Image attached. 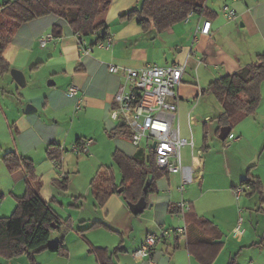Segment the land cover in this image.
<instances>
[{"label":"crops","instance_id":"obj_1","mask_svg":"<svg viewBox=\"0 0 264 264\" xmlns=\"http://www.w3.org/2000/svg\"><path fill=\"white\" fill-rule=\"evenodd\" d=\"M219 1L206 0L210 12H192L170 29L157 32L152 27L141 25L137 17H121L139 0H113L107 14L113 45L106 49L94 44L89 54L82 53L80 35L77 37L67 21L56 15L38 17L18 27L4 49L3 58L11 68L25 73V86L31 85L35 89H30L32 93L26 96L21 91L24 86L18 85L10 70L0 74V91H3L0 99V141L13 143V151L20 162V167L12 171L2 157L12 181L10 186L0 190V216L11 215L18 197L24 195L28 188L36 189V181H39L40 195L62 222L52 242L62 241L66 253L43 249L33 255L24 253L13 258L0 254V264H100L98 247L107 248L115 264H151L150 258L155 264H171L172 261V264H204L190 253L187 235L175 231V228L186 225L187 217L193 218L195 214L211 219L220 230L215 241L222 244L212 264H227L233 256L239 264H264V247L253 244L264 236V80L256 112L231 130L238 136L235 140L219 138L222 143L214 142L211 148V143L208 145L209 122L215 123L217 138L222 126L215 118L209 122L202 121L194 114L199 98L207 92L213 80L254 62L257 55L264 52V0H222L220 10H216L215 5ZM224 5L235 9L234 19L226 17ZM206 19L212 21L209 34L199 30ZM56 24L61 25L60 35L54 33ZM49 33L54 34L53 39L42 46L40 38ZM96 37L95 34L84 39L92 45ZM168 47L173 50L164 51L161 66L186 62L179 86L181 134L190 137L191 116V121L201 127L197 149H203V152L201 158H193L191 148L185 146L183 151L185 148L187 151L183 152V162L192 164L201 179L181 190L180 173H163L156 179L157 190L148 196L147 202L151 207L146 209L149 211L144 213L145 209L140 216L132 213L123 196L117 193L100 205L91 190V180L97 170L93 174L90 170L89 173L84 172L86 168L78 161L80 155L74 152V158H71L72 154L67 152L70 130L76 128L72 143L83 138L94 140V157L90 154L92 158L83 159V163L92 164L102 155L100 150L103 146L99 142L102 133H116L112 137L117 144L115 150L143 157L144 152L132 144L128 133L117 131V127L126 125L110 117L115 94L125 78L111 72L109 66L140 68L149 65L152 59L150 49L160 54L163 48ZM48 81L54 83L48 84ZM73 84L79 87V92L77 96L70 97L68 91ZM14 90L17 100L9 103L8 96ZM79 99L81 103L77 109ZM27 101L35 104L36 111L41 110L43 117L28 115L36 111L26 113L23 110ZM193 101L195 104L191 107ZM83 123H88L91 129L82 130L79 125ZM126 129L129 131L127 126ZM49 144H57L62 149L59 167L47 154ZM39 147L44 148L43 153H36ZM22 159H27L29 164ZM74 161H77V166ZM100 166L108 165L100 162L97 169ZM21 169L24 174L14 177L13 174ZM113 171L116 179L114 168ZM61 172L66 177L62 178ZM82 174H85L86 186L83 191L81 187L72 191L74 180ZM251 176L261 181L262 192H253L250 188L237 198L235 188ZM63 198L72 201L67 202ZM184 200L191 210L188 209L182 217L178 206ZM65 202L68 203L66 210ZM96 221L100 223L87 228ZM238 225L243 230L240 239L232 234ZM63 228H68L66 234L60 232ZM162 228L172 229V232L156 246L150 257L137 259L135 252L147 235Z\"/></svg>","mask_w":264,"mask_h":264},{"label":"trees","instance_id":"obj_2","mask_svg":"<svg viewBox=\"0 0 264 264\" xmlns=\"http://www.w3.org/2000/svg\"><path fill=\"white\" fill-rule=\"evenodd\" d=\"M112 1H5L0 7V74L7 73L11 68L3 58V52L22 23L53 14L67 21L74 33L80 37L96 34L92 44L94 45L109 35L107 14ZM196 11L210 12L206 0H143L141 7L129 9L121 17H137L138 22L145 28L152 27L157 32H163ZM61 32V25L56 24L54 33L60 35ZM263 80L264 52L258 54L254 62L233 73L220 76L209 84L206 90L212 92L222 105L221 113L215 117L220 126L229 125L233 129L242 119L256 112L262 98ZM117 131L128 133L131 139V133L125 126L117 127ZM61 152L62 149L57 144H49L47 147V154L52 159H60ZM148 155L149 159L146 154L140 158L129 156L119 149L115 150L113 160L121 171V181L116 182L112 166H100L91 180V190L96 201L102 205L114 193L122 195L127 203H135L142 196L148 200L149 194L157 190L156 179L166 172L157 168L152 153ZM4 161L12 171L20 167L19 156L15 151L6 153ZM23 161L26 162L27 159ZM246 183L250 185L251 191L262 192L261 181L255 176L242 180V184ZM39 187L40 182L36 181V189L28 188L24 195L18 197L17 206L11 215L0 216V254L6 258L24 253L33 255L43 249L66 253L62 241L50 242L52 233L61 229L62 222L40 195ZM98 223L100 222L96 221L87 228ZM186 229L190 253L204 264H212L222 244L221 241H215L220 236V230L214 221L195 214L193 218H186ZM253 244L264 247V236ZM97 249L100 264H115L107 248ZM227 264L239 262L233 256Z\"/></svg>","mask_w":264,"mask_h":264},{"label":"built area","instance_id":"obj_3","mask_svg":"<svg viewBox=\"0 0 264 264\" xmlns=\"http://www.w3.org/2000/svg\"><path fill=\"white\" fill-rule=\"evenodd\" d=\"M224 13L228 19L236 17V11L229 5L223 6ZM189 16V15H188ZM187 16V17H188ZM212 21L206 19L200 32L209 34ZM77 37L79 34H76ZM53 33H49L40 38V43L45 46L47 42L53 39ZM82 46V53L89 54L94 45L89 44L84 37L79 38ZM113 37L109 34L105 39L99 40L95 46L100 48H110L113 45ZM111 72L124 76V83L121 85L114 97V106L110 110V117L115 120L125 122L131 133V142L136 148L144 145L149 153L153 154L157 168L168 173H180V189L185 185L200 180L201 176L196 174L195 167L183 162V148L189 146L192 150L193 158H201L203 149H197L199 146L201 127L189 120L190 137H184L181 134L180 120L178 116L179 109V86L182 83L183 75L186 70V62H173L169 65L161 66L158 64L145 65L140 68L123 67L116 64L109 66ZM79 87L73 84L68 91L70 97L77 96ZM81 99L78 100L77 109L80 108ZM238 136L232 131L227 139L235 140ZM151 141V146L149 142ZM94 143L92 138H83L76 141L72 150L79 155L88 153L91 145ZM197 150V151H196ZM55 166L61 165V159L54 160ZM61 177H66L61 172ZM248 183L239 185L234 192L239 198L245 191L250 190ZM190 209L187 201H181L178 210L185 216V212ZM175 231L181 235H187L186 225L175 228ZM172 229L162 228L158 232L149 233L143 245L135 252L137 259L150 257L156 246L166 238ZM233 236L240 239L243 230L240 225L236 226L232 232ZM150 263L155 261L150 258Z\"/></svg>","mask_w":264,"mask_h":264},{"label":"rangeland","instance_id":"obj_4","mask_svg":"<svg viewBox=\"0 0 264 264\" xmlns=\"http://www.w3.org/2000/svg\"><path fill=\"white\" fill-rule=\"evenodd\" d=\"M5 1H7V0H0V7L2 6V4ZM221 1L222 0H220L218 3H216V5H215L216 10H220V8H221L220 6H221V3H222ZM142 2H143V0H139L138 4L132 5L130 8L133 9V8L141 7ZM92 36H94V35H89V36H86V37L88 38V37H92ZM168 49H170V47H168L166 49L163 48L161 50L162 52L160 54H157L154 49H150L149 53H150V56H152V59L149 61V65H154L156 63L158 65L162 64L163 61H164V56H163L164 51L168 50ZM170 50H173V49H170ZM156 59H160V61H156ZM188 71H190V68L187 70V72ZM191 78L194 79V77H192V76H191ZM21 89H22L21 91L26 96H29L32 93L30 89H35V88L32 87L31 85H27V86H24ZM2 95H3V91L1 90L0 91V99L3 97ZM16 95H17L16 90L11 91L9 96L7 95L9 97V100L7 102L10 103L13 99L17 100ZM196 98H194L193 100H196ZM29 103H32V102L27 101V103H25V104L27 105ZM194 104L195 103L193 101V104H191V107H193ZM25 108H26V106H24V109H23L24 111H25ZM194 108H195L194 109V114H196L200 118V120L208 121V122L210 121L211 118H215L217 115H219L221 113L219 111H222V106L219 104L217 99L214 97V95L210 91H207L205 94H203L199 98V101L197 102V105ZM28 115H38V116H42L43 117V112L41 110H38V111H36L34 113H31V114H28ZM118 122H115V125H117ZM182 122H183L182 126H184V122L185 121L183 120ZM209 125H210V128H209V133H208V136H209L208 137V141H209L208 145L210 146V143H211L210 147L212 148L214 142L218 141L219 143H222V141L219 139V137L218 138L215 137V128H216L215 123L214 122H209ZM79 126H80V128H82V130L83 129L87 130V129L90 128L88 123H83V124H81ZM77 127H78V125H77ZM70 128H72L71 125H70ZM75 131H76V128H73L72 130H70V135L68 137L70 143L67 144V148H68L67 152L69 154H72L71 158H74L73 155H75L74 151L72 150V147L74 145V143H72V142L75 141V139H74ZM112 137H115V136L107 135V134L102 133V136H101L99 142L102 143L103 147H102V149L100 151L103 152V153H102V155L100 157H97L95 159V162H92V164H87V163L81 162L83 159H87L88 157H90L89 156L90 154H92L91 156L94 157V155H93V153H94L93 144L91 145L90 151L88 153H84V154H81L79 156L80 158L78 159V161H79L80 165H82L84 168L87 169V170L86 169L84 170V168H83L84 172H86V173L92 172V174H93V172H95V170H98L97 167L99 166L100 162H103L104 164H106L108 166H112L115 169L116 179H117V181L119 183L121 181V172H120L119 168L117 167V165L114 163L113 156H112L113 151L115 150L117 144L115 143V141H116L115 138H112ZM213 139H216V141L213 140ZM148 142H149V145L151 146L152 142L151 141H148ZM142 143H143V146H141V150L144 152V154H146L148 149H146L145 148L146 146L144 147V145L147 143V140L144 139ZM9 151H13V143L12 142L7 143L5 141H0V190H2V188H7V186H10L11 181H12L11 180V176H10L11 174L7 170V168H6V166H5L4 162H3V158H2ZM43 151H44V148L39 147L36 150V153H38V154L40 152L43 153ZM186 151H187V148H185L183 152L185 153ZM43 156H44V154H43ZM92 157H90V158H92ZM73 164L75 166H77V161H74ZM72 172L73 171H71V174H73ZM23 174H24V172L21 169V170L17 171L16 173H14L13 176L14 177H16V176H20L21 177ZM85 174H82L81 176H79L77 179L74 180L75 185H74L72 191L75 190V188H77V187L78 188L81 187V191H83V188L86 186V182L84 180V175ZM90 198L93 199L91 196H90ZM63 200H67V202H69L68 200L72 201V199H70V198L69 199L68 198H63ZM67 206H68V203H66V205L64 207L65 210L67 209ZM148 211L149 210L146 209V211L144 213H147ZM138 216H140V214ZM67 231H68V228H63L60 232L66 234ZM56 233H58V231L57 232H53L52 237L50 239V242L53 241V237H56ZM247 260H249L248 257H247ZM172 263H173V261L171 262V264Z\"/></svg>","mask_w":264,"mask_h":264},{"label":"water","instance_id":"obj_5","mask_svg":"<svg viewBox=\"0 0 264 264\" xmlns=\"http://www.w3.org/2000/svg\"><path fill=\"white\" fill-rule=\"evenodd\" d=\"M10 74L13 77V79L18 83L19 86H25L26 76L22 70L17 69V68H11ZM52 83H54V81H48V84H52ZM33 111H36V107L33 104H27L25 108V112L31 113ZM120 124L124 125L125 122L122 121ZM231 130H232V127L229 125L222 126L220 129L219 138L222 140H225L227 136L229 135V133L231 132ZM128 205H129L130 210L134 214L142 213L146 209L147 206L151 207V203L148 205V202L145 196H142L135 203L129 202Z\"/></svg>","mask_w":264,"mask_h":264}]
</instances>
